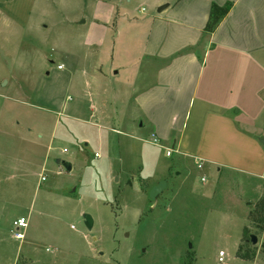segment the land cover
Returning a JSON list of instances; mask_svg holds the SVG:
<instances>
[{"label":"rangeland","instance_id":"obj_1","mask_svg":"<svg viewBox=\"0 0 264 264\" xmlns=\"http://www.w3.org/2000/svg\"><path fill=\"white\" fill-rule=\"evenodd\" d=\"M19 3L0 0V264H264L260 179L167 156L109 92L102 112L96 69L137 40L102 42L95 0Z\"/></svg>","mask_w":264,"mask_h":264},{"label":"crops","instance_id":"obj_2","mask_svg":"<svg viewBox=\"0 0 264 264\" xmlns=\"http://www.w3.org/2000/svg\"><path fill=\"white\" fill-rule=\"evenodd\" d=\"M21 1L20 8L33 4ZM95 1L102 42L113 32L139 44L113 48L109 70L96 69L102 107L109 92L113 101H126L127 127L135 121L137 132L150 128L147 143L154 136L196 167L231 170L264 185L257 141L264 137V0H140L154 12L139 19L122 0ZM225 3L230 9L206 31L211 5Z\"/></svg>","mask_w":264,"mask_h":264},{"label":"water","instance_id":"obj_3","mask_svg":"<svg viewBox=\"0 0 264 264\" xmlns=\"http://www.w3.org/2000/svg\"><path fill=\"white\" fill-rule=\"evenodd\" d=\"M160 9L161 8H158V10H160ZM257 141L261 144V146L264 149V137H262V136L257 137ZM57 162H59V160H57ZM61 164L63 165V167L66 170H70L71 165L69 162L62 161ZM165 186H166V180H161V181L157 182V184H155L154 186H152L150 188L149 198L155 199L158 196V194L163 191ZM83 217H84V224H85L86 228L88 230H90L92 228V224H93L92 218L87 214H84ZM250 241L252 244H255L257 242V237L253 234H250Z\"/></svg>","mask_w":264,"mask_h":264},{"label":"trees","instance_id":"obj_4","mask_svg":"<svg viewBox=\"0 0 264 264\" xmlns=\"http://www.w3.org/2000/svg\"><path fill=\"white\" fill-rule=\"evenodd\" d=\"M229 9L230 3H225L222 6L212 4L210 7L209 18L204 29L206 31H213ZM260 228H264V217L261 219Z\"/></svg>","mask_w":264,"mask_h":264},{"label":"built area","instance_id":"obj_5","mask_svg":"<svg viewBox=\"0 0 264 264\" xmlns=\"http://www.w3.org/2000/svg\"><path fill=\"white\" fill-rule=\"evenodd\" d=\"M60 67H61V65L58 66V68H60ZM150 141L153 144H159L157 138H155L154 136H152ZM172 152H173L172 149H169V148L166 149V155L167 156H170L172 154ZM96 155L97 154L95 153V156ZM197 167H200V164L197 163ZM42 179H43V177H42ZM13 225H14V228L16 229L15 236L17 238L22 237V234L20 233L19 230L24 229L26 227V220L23 217H20L16 221H14ZM219 254H220V257H221L223 255V252L220 251Z\"/></svg>","mask_w":264,"mask_h":264}]
</instances>
